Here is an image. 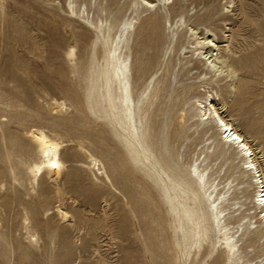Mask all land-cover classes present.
<instances>
[{
  "label": "rangeland",
  "instance_id": "1",
  "mask_svg": "<svg viewBox=\"0 0 264 264\" xmlns=\"http://www.w3.org/2000/svg\"><path fill=\"white\" fill-rule=\"evenodd\" d=\"M218 2L223 4L224 0ZM218 2L217 16L204 25L216 33V41L221 47L226 44L224 35L228 34L235 56L248 55L247 63L250 64L241 71V75L250 81L242 106L232 107L231 98L227 97V112L221 115L232 114L240 128L252 131L255 137L252 143L262 151L264 0H232L227 10ZM111 9L114 13L116 6ZM165 11L163 9L162 14L165 15ZM194 12V9L190 10L188 15ZM29 14L34 16L33 20L27 19ZM63 16L55 6L49 5L48 0H0V201L4 197L9 199L8 207L0 205V264H175L177 253L171 233L165 228L163 210H153L154 221L162 229L151 230L143 224L138 202L133 199L139 189L136 178L123 164L121 149L115 139L102 121L94 120L86 107L87 80L84 74L74 73L66 65L64 52L73 43L69 29L79 28L77 23L61 21ZM38 17L41 22L35 19ZM185 20V23L175 25L171 20V27L165 22L164 34L175 40L188 24L192 25L187 16ZM203 26H199L198 31L202 32ZM89 37L87 35L76 43L82 61L87 57ZM23 41L39 42L40 48L36 50L42 53V57L27 51ZM256 50L260 55L254 58L251 53ZM160 54L159 50V64L144 77H139L138 63L132 55L134 90L139 92L143 84L159 77L164 62L172 58L166 81L159 84L161 89L157 97H153L151 111L158 120L169 123L167 141L170 152L186 167L202 143L196 144L188 133L176 135L177 116L181 107H189L194 95L203 93V86H196L200 83L197 78L200 70L188 71L189 64L182 66L190 52L180 56ZM188 85L194 86L184 91L183 87ZM53 98L63 100L65 105L54 108L51 104ZM30 127L42 128L62 142L69 177L65 182L67 189L59 198L52 191L51 182L44 178L37 183L31 182V185L28 183L31 180L24 162L36 159L25 134ZM211 133L212 130L207 135ZM80 146L101 160L110 181L96 167L91 168ZM258 159L260 163L261 159ZM224 172L225 166L221 168L217 181ZM243 199L240 197L234 202ZM145 204L150 209V203ZM56 205L69 212L73 226L55 218ZM246 206L251 204L246 203ZM25 212L37 234L36 247L27 242L22 221ZM249 213L254 214V209ZM149 221L147 219L146 223ZM248 237L239 236L237 242L242 259L264 264L263 239L248 245ZM212 257L206 255L199 264H211ZM215 264H225V260L221 257Z\"/></svg>",
  "mask_w": 264,
  "mask_h": 264
},
{
  "label": "bare ground",
  "instance_id": "2",
  "mask_svg": "<svg viewBox=\"0 0 264 264\" xmlns=\"http://www.w3.org/2000/svg\"><path fill=\"white\" fill-rule=\"evenodd\" d=\"M48 1L64 15L61 21L77 23L79 29H69L73 43L64 52L66 65L72 72L84 74L86 107L115 139L123 164L136 178L139 189L133 199L138 202L143 224L151 230L162 229L154 221L153 210H163L165 228L171 233L177 253L175 264H199L206 255H213L211 264L218 263L221 257L225 264H258L242 259L237 242L239 236L245 235L249 236L248 245L260 239L264 242V150L252 143L254 133L240 128L232 114L221 115L227 112V97L231 98L232 107L242 106L250 81L241 71L250 64L248 55L235 56L228 34L224 35L227 40L221 47L216 33L204 25L217 16L219 0ZM218 4L227 10L232 0ZM112 6H116L114 13ZM193 9L194 14L189 16ZM185 16L192 25L188 24L175 40L164 34L165 22H169V27L171 20L173 25L185 23ZM27 19L33 20L34 16L29 14ZM35 19L41 22L39 17ZM224 25H228L226 20ZM199 26H203L202 32L198 31ZM87 35V57L82 61L76 43ZM37 43L22 44L27 51L42 57L36 50L40 48ZM159 50L162 56L190 52L182 66L189 64L188 71L200 70V83L196 86H203V93L194 95L189 107H181L177 116L176 135L188 133L196 144L202 143L186 167L170 152L169 123L158 120L151 111L153 97L161 89L159 84L166 81L172 66L170 55L159 77L143 84L139 92L134 90L132 55L138 63L139 77H144L159 64ZM259 55L257 50L251 53L254 58ZM51 104L61 108L65 102L53 98ZM210 130L212 133L207 135ZM25 134L36 154V159L24 162L31 180L28 183L44 178L51 182L52 191L59 198L67 189L65 182L69 177L62 142L39 127H30ZM79 149L91 168L96 167L110 181L101 160L81 146ZM6 157L10 159L8 154ZM223 166L225 172L217 181ZM239 194L244 199L234 202ZM246 203L251 206L244 207ZM8 204L9 199H1L0 205ZM251 209L255 213L250 215ZM54 216L73 226L69 212L60 205L55 206ZM147 219L150 223H146ZM22 221L28 245L38 246L37 234L26 212Z\"/></svg>",
  "mask_w": 264,
  "mask_h": 264
}]
</instances>
